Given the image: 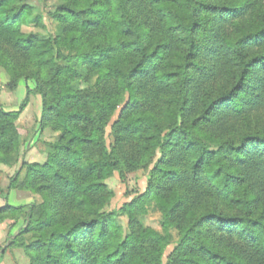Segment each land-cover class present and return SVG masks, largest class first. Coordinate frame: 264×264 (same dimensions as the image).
<instances>
[{
	"label": "trees",
	"instance_id": "trees-1",
	"mask_svg": "<svg viewBox=\"0 0 264 264\" xmlns=\"http://www.w3.org/2000/svg\"><path fill=\"white\" fill-rule=\"evenodd\" d=\"M28 1L0 0V70L11 92L33 81L57 136L11 179L40 201L0 207L22 219L9 245L28 264H264V0H57L47 37L21 32ZM19 115L0 107V166ZM138 171L144 192L109 210L106 181Z\"/></svg>",
	"mask_w": 264,
	"mask_h": 264
},
{
	"label": "rangeland",
	"instance_id": "rangeland-1",
	"mask_svg": "<svg viewBox=\"0 0 264 264\" xmlns=\"http://www.w3.org/2000/svg\"><path fill=\"white\" fill-rule=\"evenodd\" d=\"M57 0H29L28 4L31 8V12L34 16L39 17V21L36 25L23 26L21 32L25 35L38 34L40 36H50L55 33V24L49 19L48 12H50L56 5ZM0 97L3 91L7 89L8 80L5 74L0 70ZM6 80V83L4 82ZM25 81V80H22ZM21 82V81H20ZM19 82V83H20ZM33 82V81H25ZM34 89V88H33ZM32 89V91H33ZM15 91V90H14ZM21 102L19 109L21 111L27 104L30 112L36 113V109H39L36 100L41 98L39 95L33 93ZM11 92V91H10ZM17 94V93H16ZM17 96V95H16ZM38 98V99H35ZM41 105V103H40ZM42 107V106H41ZM42 110V108H41ZM16 112V111H14ZM20 116V115H19ZM39 124V122H38ZM18 127V122H17ZM18 129H20L18 127ZM37 131V137L32 140L31 134L33 131L26 130V134L22 137L23 144L19 151V157L17 163L12 167L0 166V187L2 189V198H0V207L8 206H25L33 202H38L40 199L34 197L29 193H24L10 189L11 179L17 172H19V180L24 176V169H22V162L31 163H43L48 152L49 146L54 142L57 134H53L47 129H41L39 126ZM43 131H45L43 133ZM147 173L144 171H138L128 174L126 176V184L123 185L117 174H114L110 179L106 181V184L114 191L115 197L109 205V210H118L124 204L130 202L138 194H141L145 190ZM141 222L144 227L154 229L158 232L161 231L160 221L161 215L154 208L150 207L147 213L141 218ZM118 223L123 229L126 228L127 218L123 215L118 217ZM22 225V219H12L4 222L0 225V264H28L29 259L22 250V248L10 246L9 241L12 240L13 235L17 233L18 228ZM173 240H176V233L171 231ZM171 251V247L167 248L166 253Z\"/></svg>",
	"mask_w": 264,
	"mask_h": 264
},
{
	"label": "crops",
	"instance_id": "crops-1",
	"mask_svg": "<svg viewBox=\"0 0 264 264\" xmlns=\"http://www.w3.org/2000/svg\"><path fill=\"white\" fill-rule=\"evenodd\" d=\"M1 74V73H0ZM6 83V80L4 81ZM34 88L33 82H25L21 81L15 91H7L6 89L3 91L0 97V107L4 112H14L19 109L21 102L25 101L29 95H27V90H32ZM17 93V94H16ZM17 95V96H16ZM31 95V94H30ZM38 99V98H35ZM38 103L39 109H36V113H32L29 110L28 104L20 111V116L18 120L19 132L22 134H26V130L33 131L31 134L32 140L37 137V131L39 130V120L41 117V101L40 99L36 100ZM45 131H43L44 133Z\"/></svg>",
	"mask_w": 264,
	"mask_h": 264
}]
</instances>
